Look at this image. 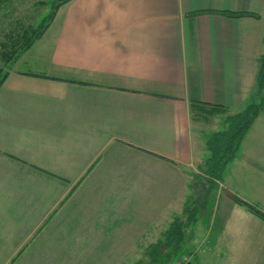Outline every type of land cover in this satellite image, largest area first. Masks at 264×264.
<instances>
[{
    "label": "crops",
    "instance_id": "crops-1",
    "mask_svg": "<svg viewBox=\"0 0 264 264\" xmlns=\"http://www.w3.org/2000/svg\"><path fill=\"white\" fill-rule=\"evenodd\" d=\"M56 10L14 62L25 68L11 67L0 86V191L9 196L0 210L14 196L21 207L13 209H22L27 180L42 193L32 227L5 260L56 254L54 239L68 217L90 236L89 243L79 237L78 247L111 251L115 244L104 240L108 232H95L91 212L132 197L143 202L136 211L98 225L116 236L127 228L155 232L145 238L157 241L182 213L192 174L207 156L211 134L203 127L219 129L226 114L252 99L264 53V0H69ZM256 118L243 147L264 112ZM224 196L226 212L211 221L216 238L198 251L193 243L192 253H222L226 222L241 234L250 220L243 205ZM123 240L129 244L124 235L115 243Z\"/></svg>",
    "mask_w": 264,
    "mask_h": 264
},
{
    "label": "rangeland",
    "instance_id": "rangeland-1",
    "mask_svg": "<svg viewBox=\"0 0 264 264\" xmlns=\"http://www.w3.org/2000/svg\"><path fill=\"white\" fill-rule=\"evenodd\" d=\"M5 1L0 3V39H3L6 36L5 33L12 31L13 28L18 29V27H22L21 25L30 24L32 22L39 23L42 18L50 12L53 2V0ZM3 66L5 67L6 65L3 64ZM11 67H15L18 69L25 68L23 64L16 65L15 63H13L12 65H10V67L6 66L5 69L10 70ZM206 115L207 117L212 116V118L220 117L219 114L209 115V113H207ZM211 121L212 120L209 119V121L207 122L209 123ZM257 124L259 126H255ZM253 126V128L255 129H250L251 131L247 134L245 146H242V150H239L238 158L227 165V168L225 169L222 177V184L217 189L215 188L216 190L210 194L209 203L205 205L199 215L198 221L194 224L196 231H194L193 233V240L183 249V253L186 255L182 257H175L170 262V264H264V220H261L253 212H249L244 205L243 206L246 209L244 207L243 209L249 213L247 217L250 220L244 219L243 232L241 234L237 233V227L233 228L232 225L227 224L228 221L226 222V225H228V234L227 236L222 235L221 239L218 242L220 248L223 249L222 253H206L205 255H203L200 252L192 253L191 251L193 250V243H197L196 249L198 251V247L205 248L208 246L206 241L211 242L213 238H216V229L212 230L210 229V227L213 226L211 222L213 218L218 217L217 212L219 210V213L226 212L225 199L227 197L224 196L226 194V191L222 190L223 185H226V188L229 189L232 194L244 198V200H246L247 202L250 201L251 203H254L260 210L262 209L264 211V123L257 121ZM210 127V125L203 127L204 131H202L206 132L204 134L205 136L211 134L212 127ZM27 182L29 185L24 190V194L22 193L24 198H26L25 201L22 202V209H13V206L17 207V204L20 205V202H18L20 199L17 198L15 200L14 196L11 197L13 206L7 205L3 210H0V258L4 259L3 261L1 260L2 262H0V264H135L137 260L146 256L147 247L152 242H155H146L147 239H151V237H148L147 239L145 238L146 236L155 235V232H148L146 230V232L141 235L139 232H131L132 229L127 228L130 232L122 235L126 236L127 240H129V244L125 243L123 240L122 244L125 246V248L121 249L123 245L121 243H115V239L122 235H109L111 231L109 228L103 230V227H101L100 224L98 225V222L103 224L104 219H106L107 221V218L110 219V217L115 220H123L124 215L136 211L137 209L133 208V205L143 204V202L135 201L132 197L130 198V200L133 203L128 201L109 202L104 205L106 208L103 209V211L96 209V212H91L94 214L91 218V222L95 223V232H108L109 234L105 236L104 240L110 239V241L115 244L113 245L114 249H111V251L102 250L105 247L107 249L106 245H100V247L88 246V248L78 247V240L80 238L83 239L84 236H86L84 237V239H86V242L89 243L87 238L88 231H86V228H84L85 232L78 233L77 230L82 229V227H77V229L75 230V224L71 223V221L69 220L71 218L68 217L67 219H64V228L58 234V236L60 237L54 239V243L56 245L54 246L53 250H56V254H54L53 252L52 254H50L53 256L41 258H26V256L17 254L14 259L5 260V258H7V255L12 253L16 248L17 243L13 242L21 238L20 232L23 231L26 234V232L29 231V229L32 227L34 215L36 214L35 212L39 203L41 202V199L39 200V198L42 197V193H37L36 188L31 185L30 180H27ZM158 186L162 187L164 186V184H158ZM23 189L24 187H22V190ZM167 190L168 189L166 188L160 189L162 194H164L163 192L167 193ZM0 192V200H2L5 205L9 200V196L2 189ZM30 192H35L37 194L34 193V195H29ZM100 192L101 191L99 190V194ZM130 195L131 194H126V197L129 198ZM97 197L98 195L94 199H96ZM151 199H153V197H151ZM2 205L0 204V206ZM124 208L125 211L121 212L122 210H124ZM68 209L69 208H66V211ZM94 209L95 208H92L91 211ZM210 210L212 211L210 212ZM69 213L66 214L70 215ZM121 213L123 214V216L121 215ZM209 215H211L212 217ZM121 216L122 218H120ZM252 219L256 221L255 225L252 223ZM94 220H96L97 222H93ZM131 220L132 219L129 217L128 224H131ZM118 227H120V223L117 222V225L113 227L114 230H112V232L119 230L120 228ZM99 228L101 230H99ZM232 230L237 234H233V238H235L234 236H238L234 239L235 241H232V237L229 234ZM47 233L48 232H45L44 236H47ZM52 235H50V237H52ZM139 236L145 238L146 240L144 239L140 243L136 242L135 238H138ZM228 237H231V239H228ZM45 238L46 237H43L42 239ZM154 238H156V236H154ZM96 240L100 241L99 238H96ZM240 242L242 244H247V246L252 247L254 250H243ZM254 242L260 243H258L256 247H254ZM48 243H52V240L50 238ZM142 244L144 245V247H142ZM95 248H98L99 250L92 251ZM228 248L230 249L228 250ZM225 249H227L228 252ZM14 255L15 254H13L12 256L14 257ZM18 255H20L21 257H18Z\"/></svg>",
    "mask_w": 264,
    "mask_h": 264
},
{
    "label": "trees",
    "instance_id": "trees-1",
    "mask_svg": "<svg viewBox=\"0 0 264 264\" xmlns=\"http://www.w3.org/2000/svg\"><path fill=\"white\" fill-rule=\"evenodd\" d=\"M4 1L0 0V3ZM66 1L69 0H53L50 12L39 23L32 22L23 24L18 29L13 28L12 31L5 33L6 36L3 39H0V86L9 73L5 67H10L36 39L43 35L44 30L55 16L58 6ZM259 60L257 87L252 99L243 109L226 114L222 119V126L212 131L207 138V156L199 165V171L192 174L190 185L192 193L185 202L182 213L175 217L157 241L147 247L146 256L137 260L135 264H170L175 257L183 256L184 247L193 240V233L196 231L194 224L198 221L205 205L209 203L210 194L222 184L227 165L239 155L242 140L249 131L248 129L257 119V115L264 112V53ZM3 64L6 66L4 67ZM226 193L234 201L244 205L249 212H253L264 220V211L254 203L247 202L231 192Z\"/></svg>",
    "mask_w": 264,
    "mask_h": 264
}]
</instances>
